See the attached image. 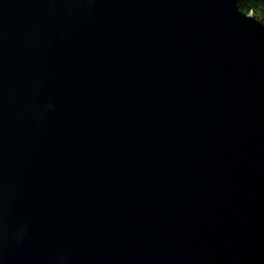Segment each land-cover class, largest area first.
Returning a JSON list of instances; mask_svg holds the SVG:
<instances>
[{
	"label": "water",
	"instance_id": "95a60500",
	"mask_svg": "<svg viewBox=\"0 0 264 264\" xmlns=\"http://www.w3.org/2000/svg\"><path fill=\"white\" fill-rule=\"evenodd\" d=\"M0 264H264V25L0 0Z\"/></svg>",
	"mask_w": 264,
	"mask_h": 264
},
{
	"label": "trees",
	"instance_id": "16d2710c",
	"mask_svg": "<svg viewBox=\"0 0 264 264\" xmlns=\"http://www.w3.org/2000/svg\"><path fill=\"white\" fill-rule=\"evenodd\" d=\"M238 9L264 25V0H236Z\"/></svg>",
	"mask_w": 264,
	"mask_h": 264
}]
</instances>
